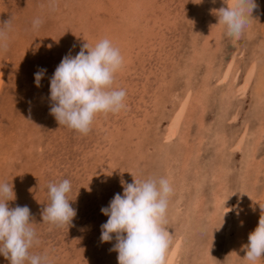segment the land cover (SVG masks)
<instances>
[{
  "label": "rangeland",
  "instance_id": "1",
  "mask_svg": "<svg viewBox=\"0 0 264 264\" xmlns=\"http://www.w3.org/2000/svg\"><path fill=\"white\" fill-rule=\"evenodd\" d=\"M230 2L0 0V27L11 20L0 48V183L13 186L10 207L30 209L39 241L31 255L118 264L115 238L100 239L101 208L123 195L121 180L166 177L165 227L170 244L185 243L178 264H248L244 246L264 204V0L239 38L217 26L215 10ZM103 38L123 56L112 87L126 91V108L97 115L81 134L50 114V80L66 55ZM64 179L77 215L63 227L43 223L48 185ZM0 264L10 260L0 254Z\"/></svg>",
  "mask_w": 264,
  "mask_h": 264
},
{
  "label": "clouds",
  "instance_id": "2",
  "mask_svg": "<svg viewBox=\"0 0 264 264\" xmlns=\"http://www.w3.org/2000/svg\"><path fill=\"white\" fill-rule=\"evenodd\" d=\"M215 2V0H213ZM225 3V0H224ZM215 10L219 23L226 27V36L239 38L250 23L255 0H231ZM55 5L53 4V7ZM0 27V48H7L11 20ZM40 18L33 21L39 29ZM123 56L118 47L103 38L94 46L85 43L75 56L66 55L50 80V114L61 126L87 134L99 114H116L126 108V91L113 88L115 75L122 68ZM46 69L35 74L40 86ZM123 195L115 194L109 206L101 208L108 220L101 225V242L115 238L112 251L118 253V264H167L166 254L171 237L166 225L169 197L173 192L166 177L121 180ZM71 183L64 179L48 185L50 204L42 212L43 223L58 227L71 225L77 211L71 206L68 194ZM16 199L13 186L0 183V254L10 264H49L47 256L31 255L29 250L38 244L36 231L27 206L10 207ZM264 210V205H260ZM244 246V259L250 264L264 257V211L258 226L249 234Z\"/></svg>",
  "mask_w": 264,
  "mask_h": 264
},
{
  "label": "bare ground",
  "instance_id": "3",
  "mask_svg": "<svg viewBox=\"0 0 264 264\" xmlns=\"http://www.w3.org/2000/svg\"><path fill=\"white\" fill-rule=\"evenodd\" d=\"M215 9H216V7H214ZM219 8H217L216 10H218ZM213 11H214V9H213ZM210 13H211V11H210ZM209 13V14H210ZM215 13V12H214ZM212 15L213 14H211L210 16V18H212ZM215 16H217L216 14H215ZM214 18V17H213ZM211 20V19H210ZM215 20V19H214ZM213 20V21H214ZM218 20V19H217ZM213 21H211L212 23H213ZM216 21V20H215ZM196 22V21H195ZM210 22V23H211ZM217 22H219V21H217ZM209 23V24H210ZM208 24V26H210ZM214 24H215V26L217 25V23H215L214 22ZM213 24V25H214ZM212 25V24H211ZM212 25V26H213ZM220 24H218L217 26H219ZM214 27V26H213ZM211 28V27H210ZM209 28V29H210ZM217 29H219V27L217 28ZM212 30V29H211ZM211 30H210V33H211ZM214 31V30H213ZM212 31V32H213ZM219 30H217L216 32H218ZM211 34H215V32L214 33H211ZM207 35V34H206ZM209 35V34H208ZM207 35V36H208ZM218 35V34H217ZM209 37V36H208ZM211 37V36H210ZM209 37V39L210 40H213L214 41V38H210ZM213 37H215V36H213ZM119 42V41H118ZM213 43V42H212ZM205 44H208V43H205ZM207 46V45H206ZM211 46H213V45H211ZM210 47V46H209ZM208 50V49H207ZM200 54V53H199ZM202 54V53H201ZM205 55V54H204ZM199 56H201V55H199ZM207 58V57H206ZM210 58V57H209ZM233 58V57H232ZM203 59V58H202ZM233 64V63H232ZM209 67V66H208ZM233 70V67H231L230 66V68H228V70L226 71V74H225V77H224V79L226 80V79H228V77H229V75L231 74V71ZM224 80V81H225ZM248 84V83H247ZM230 96V95H229ZM228 96V97H229ZM191 100V99H190ZM200 102V101H199ZM179 114V113H178ZM180 120V119H179ZM180 125V124H179ZM177 127H178V124H177ZM175 129H177L176 127H175ZM221 166V165H220ZM250 173V172H249ZM216 174V173H215ZM250 198V197H249ZM263 198V197H262ZM247 199V198H246ZM245 200V199H244ZM264 200V199H263ZM194 201V200H193ZM197 201V200H196ZM195 201V202H196ZM262 201V200H261ZM194 203V202H193ZM256 203V202H255ZM173 204V203H172ZM171 204V205H172ZM195 204H198V202H196ZM194 204V205H195ZM170 205V206H171ZM175 205V204H174ZM173 205V206H174ZM264 205V204H263ZM249 206V205H248ZM258 206V205H257ZM252 207V206H251ZM170 208V207H169ZM177 208V207H176ZM256 208V207H255ZM171 209H172V207H171ZM242 209V208H241ZM243 209H244V207H243ZM251 210V209H250ZM256 210H260V209H256ZM252 211V210H251ZM262 211H264V210H261L260 211V214H259V216L258 217H256L255 218V225H254V228H256L257 226H258V223H259V219H260V216H261V214H262ZM244 211H240V210H238V212H237V217H238V219H237V224H240V225H238V227H237V230H238V232H239V234L240 235H244V230H245V227H244V224H242L245 220H244V218H246L245 217V215H246V213H243ZM257 212V211H256ZM249 213V212H248ZM254 214V213H253ZM252 215V214H251ZM250 216V215H249ZM254 217H255V215H254ZM253 218V217H252ZM254 220V219H253ZM254 223V222H253ZM247 229V228H246ZM251 229H253V228H251ZM252 231V230H251ZM247 233V232H246ZM246 233H245V235H246ZM251 233V232H250ZM249 233V234H250ZM182 234V233H181ZM244 235V236H245ZM179 236V235H178ZM175 238H177V237H175ZM174 238V239H175ZM172 239H173V237H172ZM173 239V240H174ZM248 240V239H247ZM249 242V241H248ZM236 246H237V244H236ZM183 247H185V243H184V246H183V242L180 240V239H176L172 244H170V246H169V248H168V250H167V254H166V262H167V264H178V260H180V256L182 255V253H181V251L184 249ZM237 249H238V247H237ZM239 250V249H238ZM234 252V251H233ZM238 252V251H237ZM246 260V259H245ZM241 261V260H240ZM214 262V261H213ZM248 264H250V262L248 261Z\"/></svg>",
  "mask_w": 264,
  "mask_h": 264
}]
</instances>
